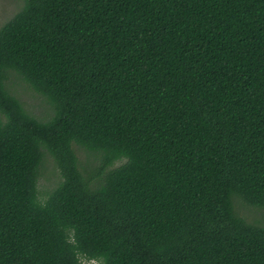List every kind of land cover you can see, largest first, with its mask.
Wrapping results in <instances>:
<instances>
[{
  "label": "trees",
  "instance_id": "1",
  "mask_svg": "<svg viewBox=\"0 0 264 264\" xmlns=\"http://www.w3.org/2000/svg\"><path fill=\"white\" fill-rule=\"evenodd\" d=\"M263 209L264 0H23L0 25V264H264Z\"/></svg>",
  "mask_w": 264,
  "mask_h": 264
},
{
  "label": "rangeland",
  "instance_id": "2",
  "mask_svg": "<svg viewBox=\"0 0 264 264\" xmlns=\"http://www.w3.org/2000/svg\"><path fill=\"white\" fill-rule=\"evenodd\" d=\"M23 0H0V25L9 19L22 5ZM12 91L18 96L24 103V106L31 111L33 114L40 116L43 118L45 107H48L47 102L44 97L38 93H36L33 89H31L24 80L20 77H13L11 79L10 85ZM77 153L81 160H85L86 152L83 148H77ZM43 169L40 173L38 185L40 191H45L52 187L55 182L60 178L58 174V170L54 167V162L49 155H45L43 160ZM117 161L115 164L120 163ZM264 210V209H263ZM260 212H256V214H260ZM264 214V212L262 211ZM263 217V215H262ZM79 264H101L98 260L95 259H85L82 258Z\"/></svg>",
  "mask_w": 264,
  "mask_h": 264
}]
</instances>
